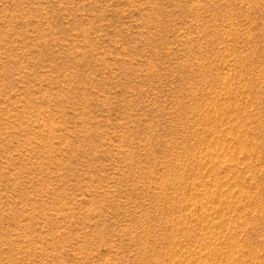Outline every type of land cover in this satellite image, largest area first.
Wrapping results in <instances>:
<instances>
[{"label":"rangeland","instance_id":"rangeland-1","mask_svg":"<svg viewBox=\"0 0 264 264\" xmlns=\"http://www.w3.org/2000/svg\"><path fill=\"white\" fill-rule=\"evenodd\" d=\"M0 264H264V0H0Z\"/></svg>","mask_w":264,"mask_h":264}]
</instances>
